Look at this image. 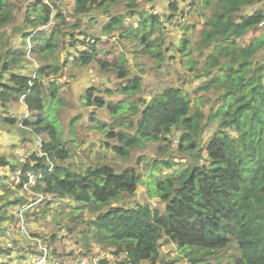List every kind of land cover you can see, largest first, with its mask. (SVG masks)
<instances>
[{
	"label": "trees",
	"instance_id": "1",
	"mask_svg": "<svg viewBox=\"0 0 264 264\" xmlns=\"http://www.w3.org/2000/svg\"><path fill=\"white\" fill-rule=\"evenodd\" d=\"M141 1L75 0L74 14L81 18L94 11L107 13L117 4L124 3L130 9V15L139 14L141 28L125 27V16L117 14L111 16L106 29H122V37L137 36L145 45L146 53L162 60L166 55L160 49L162 43L158 34L165 27L164 21L153 12L149 15L135 12L140 10ZM146 1L152 4L156 0ZM197 1H202L204 7L216 2L218 9L207 17L199 42L193 43L189 37H184L179 49L184 56L196 48L207 50L202 72L213 75L197 90H221L220 105L213 107L205 116L199 106L193 110L191 100L182 88L174 85L167 86L150 99L139 97L137 94L143 86L140 77L128 79V85L120 88L126 98L117 102L107 101L100 95L96 96L94 89H88L80 101L85 97V104L95 107V110H90V116L97 110H106L116 119L123 112L119 124L122 128L118 131L112 125L118 120L109 124L96 119L91 125L106 136L103 142L111 149L112 160L109 155L101 156L87 167L83 162L81 165L67 162L76 154L82 141L73 136L72 140L62 137L61 116L53 118L47 112V106L52 102L65 104L59 95V83L53 81L60 76L65 62L62 65L56 62L45 65L43 61L44 66L37 70L36 76L14 72L13 66L19 63V57L24 56V50L19 48L6 52L0 68V107L22 100L34 112L32 119L26 118L23 124L36 135L46 136L42 155L33 152L26 162L16 165L11 164L7 157L0 156V170L11 166L17 173L21 168L17 187L23 190L25 183L29 182V174L35 175L36 181L31 189L61 202L71 199L77 204L74 215L82 208L91 207L96 216L87 222V230L93 233L100 247L116 249L115 256L126 253L118 263L163 264L160 246L167 241L177 244L181 260L187 259L191 264H210L208 260L211 257L222 264L218 252L225 249L231 250L228 255L221 253L228 259L227 264H264V58L256 60L264 49V33L256 35L245 45L240 43L250 30H264V8L244 11V7L257 0H194L193 4ZM53 4L56 6L55 2ZM38 5L42 12L41 20L57 19L58 26L54 27L60 30L62 23L67 21L66 15L57 10L53 17L50 5L42 0ZM164 8L168 9L163 10V15L171 20L178 18L176 14L182 4L180 0H169ZM14 19L11 0H0V28ZM76 27L77 24L70 27V44L75 48L79 44L84 47L71 56L75 67L98 63L101 69L116 72L118 78L129 76L130 69L106 64L101 57L105 49H98L87 38L77 36L74 33ZM81 35L89 37L87 31H82ZM29 37L36 45L33 51L41 59L48 62L50 57H54L59 48L56 31L49 35L28 33L23 36L25 44ZM6 118L4 121L12 125L16 120ZM73 118L76 117H72V123ZM209 123L217 124V128L208 143L203 145V133ZM123 127H131L133 131ZM175 129L182 131L181 138H178L181 148L192 159L178 169L175 166L180 164L170 160L155 162L172 170L170 174L161 176V170L156 169L146 182L149 198H159L161 206L121 204L126 198L136 195L143 175L136 164L123 167V164L113 165L112 162H116V158L128 160L133 150L159 143L161 139L168 141L167 136ZM111 140L116 143L112 144ZM139 161L136 160L137 164ZM8 179V173L2 172L0 192L3 194L0 193V199L10 191V184H6ZM20 201L15 199L12 203ZM107 201L110 202L109 207L106 206ZM13 217L7 206L0 207V226ZM90 239L89 232L83 234L88 250ZM8 254L9 249L0 247V260ZM91 264H94L93 260ZM97 264L113 262L104 257Z\"/></svg>",
	"mask_w": 264,
	"mask_h": 264
},
{
	"label": "rangeland",
	"instance_id": "2",
	"mask_svg": "<svg viewBox=\"0 0 264 264\" xmlns=\"http://www.w3.org/2000/svg\"><path fill=\"white\" fill-rule=\"evenodd\" d=\"M40 0H11L14 5L15 19L12 23L0 28V68L5 57L6 52H10L22 48L23 55L19 57V63L13 66L14 72L31 74L36 76L37 70L50 63L64 64L63 71L60 76L55 78L60 85L59 95L65 104L60 102H52L48 104L47 112L51 117L61 116L62 137L68 139L71 136L79 141L81 147L77 148L76 154H73L67 162H73L75 165L84 163L85 167L90 166L91 162L99 159L101 156L109 155L112 160L113 154L110 155L111 149L103 142L106 136L94 130L91 125L96 119H102L106 123L112 124L118 131L122 127L119 125L122 118V113L118 118H114L106 113V110H97V113L90 116V110H95L94 106H87L85 104L86 98L80 101L84 92L88 89H94L95 95H100L107 101L117 102L121 98H126V94L121 92L122 87L128 85L129 80L133 77H140L143 82L141 91L137 94L139 97L150 99L155 94L161 92L167 86H180L187 98L191 100V105L194 110L196 106L200 107L203 115H208L213 107L220 105L219 95L221 90L209 89L198 91L199 87L206 85L207 80L213 75H206L202 72V67L205 62L207 50L202 47L196 48V51L184 56L179 49V43L184 37H189L193 43H198L200 34L204 28L207 17L212 16L218 9L216 2L208 7H204L202 1L194 0H180L182 8L176 14L178 18L173 17L169 20L163 14V10L168 8H161L154 5L150 7V3L146 0L141 1V8L139 11L142 14L149 15L151 12L160 15L164 21V28L158 34V40L161 41L160 49L165 52V58L158 59L152 57L145 51V45L137 36L122 37V29L108 31L106 29L112 15L122 14L125 16V27L141 28L139 14L130 15V9L126 8L124 3L117 4L111 11L107 13L104 11H94L89 16L79 17L74 14L75 0H51L50 6L53 8L51 15L56 16V12L62 11L66 15L67 21L62 23L61 27L64 30H57L58 20L56 25L49 31L40 30L42 26L47 23L41 20L42 12L38 2ZM43 3L44 0H42ZM56 3V6L53 4ZM181 7V6H180ZM264 8V0H257L253 4L244 7V11L252 12L254 10ZM170 11V10H169ZM175 16V15H174ZM188 17V18H187ZM191 20H190V19ZM190 21H189V20ZM49 21V20H48ZM77 24L75 34L80 35L90 44H94L98 49H105L101 57L106 61L110 67L115 65L130 69L131 73L126 79L118 78L117 73L110 70H103L98 63L91 65L75 67L73 57L77 49L83 48L84 45L79 44L77 48L71 46V26ZM57 32L59 48L53 58H49L48 62L41 59L36 52L33 51L34 45L32 37H29L25 44L23 36L28 33L35 35H49L52 31ZM82 31H87L89 37L81 35ZM69 33V34H68ZM264 30L257 28L250 30L246 36L240 40L242 45L250 42L256 35L263 34ZM157 36V35H156ZM154 36V38L156 37ZM99 38V40H96ZM72 52V54H69ZM264 58V49L261 50L256 60ZM188 59V60H187ZM190 59V60H189ZM44 61V64H43ZM134 99V98H132ZM62 105L58 111L57 108ZM32 111H30L20 100L19 102L9 103L7 106L0 107V156H5L16 165L21 160L29 158L30 155L39 150L41 140H45L46 136L36 135L33 131L27 129L23 124L26 118L32 119ZM73 118L72 123V117ZM6 117H14L16 120L12 124L9 121H4ZM5 122V123H4ZM206 122V121H205ZM75 128V129H73ZM125 130L133 131L131 127H123ZM217 128V124H207L203 133L202 144L206 145ZM182 131L175 129L173 133L167 136L168 141L160 140L159 143H151L143 149L133 150L130 159L122 160L116 158L113 165L123 164V167H139L142 173V181L139 185L137 193L132 198H126L121 204L127 206H135L137 204H152L161 206L159 198H149L147 194L146 182L150 175L155 173L156 169L161 170V176L168 175L172 170L162 168L161 164H155L156 161L170 160L179 163L175 167L178 169L181 164H188L191 161L189 153L182 149L180 139ZM72 140V139H71ZM175 140H177L175 142ZM111 143H116L111 140ZM207 155L206 151H203ZM140 159L139 164L136 160ZM119 160L122 162H119ZM202 162L206 163L203 159ZM121 169V168H120ZM119 169V170H120ZM9 175L6 184H10V191L0 199V207L5 205L11 215L12 219L0 226V247L9 249V254L1 257L0 264H22V256L28 259L42 257L44 250L39 243H36L32 238L39 235L42 245H46L47 255L46 263L44 264H80L81 260L92 258L100 255H109L112 260L115 257L110 255V249L100 247L96 244V240L89 230H87V222L89 219H94L96 214L93 213L91 207L80 209L74 215V209L77 204L73 201H62L48 196L45 201L36 200V195L32 191H25L17 187L20 179L17 180L16 173L11 169V166L2 168V172ZM3 194V191L0 192ZM15 199H20L19 203H12ZM47 203L50 205L46 206ZM110 202H106L109 207ZM164 205V204H163ZM162 205V206H163ZM24 215V220L27 224L25 229H22L17 221L21 219V214ZM10 225V227L8 226ZM6 226V227H5ZM90 233L91 239L89 241L91 247L86 248L83 241V234ZM55 236V237H54ZM48 238V239H47ZM165 239V238H164ZM45 240V241H44ZM231 253V250H219V257H222V264H227L228 259L224 257ZM105 253V254H103ZM86 257V258H84ZM160 259L163 264H191L187 259H183L179 252L178 245L173 242L163 241L160 246ZM210 264H218V259L209 258ZM50 262V263H49ZM31 264V263H29ZM113 264H124L121 261H114ZM146 264V263H142ZM161 264V262H160Z\"/></svg>",
	"mask_w": 264,
	"mask_h": 264
},
{
	"label": "built area",
	"instance_id": "3",
	"mask_svg": "<svg viewBox=\"0 0 264 264\" xmlns=\"http://www.w3.org/2000/svg\"><path fill=\"white\" fill-rule=\"evenodd\" d=\"M50 1L51 0H44V2H46L49 5H50ZM55 24H56V21L54 20V18H51L46 24H44L42 26V28L40 30H42V31H44V30L49 31L52 27L55 26ZM42 154L43 153L41 152V155ZM21 161L24 162L25 160H21ZM21 172H22V169H20V172L18 174H20ZM18 179H20V178H18ZM35 179H36L35 175H33V174L30 173L29 174V182H26L25 185H24V187H25L24 189L26 191H31V186L35 184ZM36 195L38 196L37 201L38 200L41 201L43 199V195L42 194H36ZM17 224H19V226L22 229H25L26 228L27 224H26V222H25V220H24V218H23L22 215H21L20 221L19 220L17 221ZM8 226L10 227V225H8ZM32 239L35 240V241H37L40 244L41 248L44 250V253H43L42 257H38L36 259V263H35V264H42V263H44L46 261V258H47V248H46V245L43 246L42 245V242L38 238H32ZM121 258H122V256H121ZM98 260H99V258H96L95 259V262L98 261ZM80 264H91V262L88 261L87 259H83V260H81Z\"/></svg>",
	"mask_w": 264,
	"mask_h": 264
},
{
	"label": "clouds",
	"instance_id": "4",
	"mask_svg": "<svg viewBox=\"0 0 264 264\" xmlns=\"http://www.w3.org/2000/svg\"><path fill=\"white\" fill-rule=\"evenodd\" d=\"M45 4H47V3H45ZM49 5V4H48ZM48 22V21H47ZM46 24V23H45ZM136 27H138V26H136ZM42 31V30H41ZM177 140H175V142H176ZM43 140H41V144H40V147H39V150H37V151H34V152H37L38 154H41V152L43 153V151H42V146H43ZM28 158V157H27ZM27 161V159L25 158V161L24 162H26ZM24 162H22V161H20L19 163L21 164V163H24ZM21 168H19V170H20ZM18 173V172H17ZM19 175V174H18ZM17 175V176H18ZM19 177H17V179H18ZM21 180V179H20ZM35 181H36V179H35ZM26 191V190H25ZM31 191H32V193H34L35 191H33L32 189H31ZM35 195L36 194H42L43 195V199L41 200V202H43V201H45V199L49 196V195H44L43 193H38V192H35L34 193ZM37 198H38V196L36 195V200H37ZM66 200H68V201H71V199H64V201H66ZM22 216H23V213H20ZM24 218V217H23ZM6 227V226H5ZM33 238H38V239H41V238H39V237H37V236H35V237H33ZM41 240H43V239H41ZM45 241V240H44ZM49 241L50 240H48V241H45V242H43V243H49ZM36 243H38L37 241H36ZM46 244V245H47ZM116 249H110V255L111 256H113V257H115V260H112L111 259V257L109 256V255H100V256H98V257H95V258H92V260H93V263L94 264H97L102 258H104V257H107L109 260H111L112 262H114V261H118V260H122V259H124L125 257H126V253L125 254H120L119 256H115L114 255V252H116L115 251ZM103 254H105V253H103ZM49 255V254H48ZM48 255H47V258H48ZM121 256H122V258H121ZM41 257V256H40ZM38 258V257H37ZM37 258H34V259H28V258H23L22 259V262H25V263H22V264H29V263H31V264H35L36 263V259ZM84 258H86V257H84ZM96 258H99V260L98 261H96L95 262V259ZM92 260H90V262H92ZM44 263H46V261L44 262ZM44 263H42V264H44Z\"/></svg>",
	"mask_w": 264,
	"mask_h": 264
},
{
	"label": "crops",
	"instance_id": "5",
	"mask_svg": "<svg viewBox=\"0 0 264 264\" xmlns=\"http://www.w3.org/2000/svg\"><path fill=\"white\" fill-rule=\"evenodd\" d=\"M167 4H169V0H156L154 3L149 4V5H150V7L157 5V7H161L163 9L164 7L167 6ZM181 4H183V3L181 2ZM12 118H14V117H12Z\"/></svg>",
	"mask_w": 264,
	"mask_h": 264
}]
</instances>
